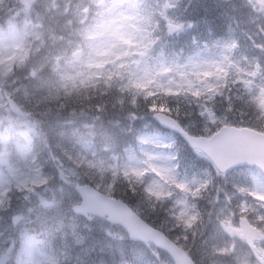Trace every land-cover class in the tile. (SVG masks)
Segmentation results:
<instances>
[{"label":"clouds","instance_id":"9594fccd","mask_svg":"<svg viewBox=\"0 0 264 264\" xmlns=\"http://www.w3.org/2000/svg\"><path fill=\"white\" fill-rule=\"evenodd\" d=\"M0 6L4 264H72L67 234L39 221L49 213L82 217L89 228L112 206L159 220L151 232L167 242L166 261L143 235L120 237L144 244L159 264H264L260 56L236 40L181 43L172 0ZM255 47L264 54V44ZM182 116H198L206 131L252 129L262 146L225 168L190 172L178 139H150L147 123L136 127L171 123L187 138ZM105 123L131 140L98 143L95 129ZM68 128L85 135L70 138Z\"/></svg>","mask_w":264,"mask_h":264},{"label":"rangeland","instance_id":"374dc122","mask_svg":"<svg viewBox=\"0 0 264 264\" xmlns=\"http://www.w3.org/2000/svg\"><path fill=\"white\" fill-rule=\"evenodd\" d=\"M222 1L230 2L235 0ZM7 2L8 0H5V3ZM13 2L19 4L24 12H26L32 4V0H13ZM172 2L177 5L172 15H174L176 19L184 26L179 37L181 43H191L193 37H195L196 40L200 43H206L208 41H220L221 43H227L236 40L241 45V50L250 55L249 50H246L243 47V40H241L240 38L242 37L241 34H237L233 30H226L222 34L215 35L211 32L210 25L209 27H207L206 23L199 22L197 25H193L192 23H186V20L184 19L183 15H185L187 12V4L180 7V3L182 2V0H172ZM238 2L241 3L243 6L245 5L250 10L254 11L255 8V18H261L262 20H264V14H262L260 9H257V7L253 6L252 4H249L248 0H238ZM256 25L258 26L259 22H257ZM189 119L193 123V125H191L190 127L198 130L199 132L209 133L217 130V128L214 126L211 127L210 130H204L203 121L198 116H191L187 118V123H189ZM142 123L148 124V127L146 129H143V131L148 135L150 139H172L170 136L157 134L155 130L157 126L152 121L137 122L136 127L138 129L141 128ZM95 130L97 131L95 133V139L98 143L108 142L112 138V134L110 132L104 130L99 126ZM67 131L69 133L70 138L85 135L83 133V130L77 131L74 128H68ZM27 139L30 140V137H28ZM119 139L121 140V144L126 143L123 137L120 136L117 140ZM85 147H87V145H85ZM187 165L190 172L203 169L215 171L213 167L207 166V163L204 161L203 157H200L197 154L193 155V162ZM60 219L67 221L68 225H72L68 228H73L72 232H69V230L66 232L69 251L77 253V255L71 256L72 264H126V262L128 261H131L132 264H153L151 258L155 259V257L151 254L147 247H141L135 244L128 243L127 239L121 240L120 237H126V234L121 229L112 227L102 220H95L93 221V223L89 224V228L91 230H89V228L84 227L86 223L80 222L79 220H77V218L59 216L54 215L52 213H49L46 216L42 217L41 222H43V220L46 221L47 227L45 228L52 230L54 228L51 226V223L54 221L59 222ZM153 221L159 225V220ZM78 226H82L83 228H86L88 230L74 228ZM106 231L110 232L111 234H106ZM80 238H83V243L77 244V240H79ZM96 244H99L98 251L96 250ZM161 256L163 260H167L165 254L161 253ZM4 257L5 256L3 254H0V264H4V262H2Z\"/></svg>","mask_w":264,"mask_h":264},{"label":"water","instance_id":"95a60500","mask_svg":"<svg viewBox=\"0 0 264 264\" xmlns=\"http://www.w3.org/2000/svg\"><path fill=\"white\" fill-rule=\"evenodd\" d=\"M261 6L259 0H255ZM167 129L178 131L171 123L163 126ZM260 134L252 133L247 130L222 129L219 134L210 140L190 139L188 142L193 148H199L207 153L213 160L216 168H225L233 163L236 158L247 152L258 150L262 145L260 143ZM93 204L97 203L95 200ZM109 222L111 224L120 225L124 228L128 235H143L149 242L157 246L159 244L163 248L167 242L160 238L157 234L151 232L141 219L137 218L133 212H129L120 206H112L109 210ZM133 241V240H131ZM179 259V258H178Z\"/></svg>","mask_w":264,"mask_h":264},{"label":"trees","instance_id":"16d2710c","mask_svg":"<svg viewBox=\"0 0 264 264\" xmlns=\"http://www.w3.org/2000/svg\"><path fill=\"white\" fill-rule=\"evenodd\" d=\"M193 5L194 4H191L188 7V11H189V9H192ZM209 9L212 12V14H211L212 18L209 16L211 12H205L207 9H204V6L198 5V6H196L195 9H193L194 11L191 12L190 16H188L187 19H190L192 21H196L194 19L195 15H196L197 17H199V16L202 17V19H204L203 17H207V18L209 17L210 20H212L213 23H216V22L220 23L221 20L227 19V18L229 20H231V18H230L231 17V13L226 14L224 11H222L223 8H221V6L219 4H217V3L209 4ZM240 16L241 17L243 16V18H245L244 13L240 14ZM247 19H249V15H247ZM261 27H264V26L261 24ZM262 57H264V54H262ZM151 225L152 226H156L154 223H151Z\"/></svg>","mask_w":264,"mask_h":264}]
</instances>
